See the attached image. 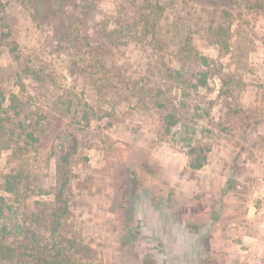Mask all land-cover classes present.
Masks as SVG:
<instances>
[{"label":"rangeland","instance_id":"374dc122","mask_svg":"<svg viewBox=\"0 0 264 264\" xmlns=\"http://www.w3.org/2000/svg\"><path fill=\"white\" fill-rule=\"evenodd\" d=\"M2 1L0 99L23 108L0 128L3 220L47 247L30 264H172L176 225L200 237L195 264H264V0H90L64 26Z\"/></svg>","mask_w":264,"mask_h":264},{"label":"trees","instance_id":"16d2710c","mask_svg":"<svg viewBox=\"0 0 264 264\" xmlns=\"http://www.w3.org/2000/svg\"><path fill=\"white\" fill-rule=\"evenodd\" d=\"M32 3L36 6L37 11H42L47 13V16L50 18H53L57 20L59 23H61L63 26L66 24L67 20L71 18L72 12L70 9H75L77 12H84L85 14H88V10L91 9V1L90 0H31ZM167 2H171V0H166ZM173 1V0H172ZM210 3L215 4L216 0H208ZM36 16V15H34ZM14 18L9 15V13L6 10L5 5L3 4V1L0 0V54L1 52L6 48L10 47L13 51L16 50V45H14V42L11 40L12 36V28L15 24L12 23ZM152 30V29H151ZM60 39L61 40H68L66 35L67 33H64V30L60 31ZM152 32L156 36V31L152 30ZM153 34V35H154ZM109 33L104 32L102 35L103 38H107ZM111 37V36H110ZM220 41V40H218ZM210 59L207 57H203L202 64L206 65L209 64ZM1 69V66H0ZM30 74L33 79H35L37 82H45V75H42L44 78H37L35 74H40V72H37L35 70L29 69ZM24 72V71H23ZM19 72L16 76H18L17 81L20 82L23 79L26 78L27 73ZM47 80V79H46ZM204 82V81H203ZM18 86H21L19 83H17ZM25 85L24 83H22ZM3 93H0V96H2ZM5 96V95H4ZM3 97V96H2ZM5 98V97H3ZM12 100H18V103L16 104V108L14 107L13 112L10 113V110L3 109V101L0 99V128L4 129L5 124L9 122L10 126H14L16 123V117L19 116L23 110L22 108V101L20 100L18 94L12 93ZM66 98L70 99V102L73 101L74 98H77L78 101L76 104H72V106H80L82 107V119L81 121L86 126L90 125L92 121V109L90 104L81 99L79 94L77 92L69 93L66 95ZM71 108V106H70ZM6 112L7 117L3 118L2 114ZM12 147V145L7 146V148ZM195 152L196 149H193ZM205 159V158H204ZM205 164V161L197 159L196 161H193L191 163V166L195 169L201 168ZM24 180V177L22 173L15 172L13 170L12 173H8L4 175V182L2 185V189L7 193H18L20 192V186L22 185ZM7 198L1 193L0 191V264H7L6 261L11 264H30L31 262L38 261V255H44L46 252H48L47 247H39L38 249L35 248L31 244V239L28 236H24L22 239H17L16 237H13L8 228V225L6 222H4L3 218L6 214L8 205H7ZM60 218L58 215L55 214V222L59 223L58 218ZM53 221V222H54Z\"/></svg>","mask_w":264,"mask_h":264},{"label":"clouds","instance_id":"9594fccd","mask_svg":"<svg viewBox=\"0 0 264 264\" xmlns=\"http://www.w3.org/2000/svg\"><path fill=\"white\" fill-rule=\"evenodd\" d=\"M148 225L158 228L159 222L151 221ZM165 240L172 264H195L200 250L199 235L190 233L183 225H176Z\"/></svg>","mask_w":264,"mask_h":264},{"label":"built area","instance_id":"2783aa9c","mask_svg":"<svg viewBox=\"0 0 264 264\" xmlns=\"http://www.w3.org/2000/svg\"><path fill=\"white\" fill-rule=\"evenodd\" d=\"M263 225H264V220H263Z\"/></svg>","mask_w":264,"mask_h":264}]
</instances>
